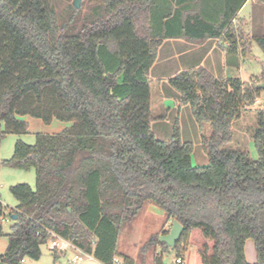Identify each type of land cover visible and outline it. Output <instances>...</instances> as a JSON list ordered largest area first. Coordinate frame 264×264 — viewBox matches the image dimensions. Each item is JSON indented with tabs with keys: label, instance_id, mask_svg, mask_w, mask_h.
<instances>
[{
	"label": "trees",
	"instance_id": "1",
	"mask_svg": "<svg viewBox=\"0 0 264 264\" xmlns=\"http://www.w3.org/2000/svg\"><path fill=\"white\" fill-rule=\"evenodd\" d=\"M247 1L226 0L216 25L186 14L179 36L193 44L222 39L227 53H236L241 27L233 21ZM152 2L102 0L79 24L60 19L53 0H0V144L28 132L25 117L72 124L38 134L35 145L18 141L13 157L0 163L36 171L35 189L10 188L18 204L8 234L0 200V238L9 241L0 262L39 261L57 236L102 264H116L122 230L152 202L184 227L177 257L191 246L195 264H250L245 246L253 240L255 264H264V109L256 112L253 133L258 160L229 147L233 123L264 90L204 68L177 74L169 82L181 105L212 128L202 139L208 165L192 166L194 145L182 140L178 122L170 140L157 139L148 74L171 35L155 33ZM255 41L264 51V36ZM168 233L152 235L141 253L170 251L161 241ZM154 264L166 263L159 256Z\"/></svg>",
	"mask_w": 264,
	"mask_h": 264
},
{
	"label": "rangeland",
	"instance_id": "2",
	"mask_svg": "<svg viewBox=\"0 0 264 264\" xmlns=\"http://www.w3.org/2000/svg\"><path fill=\"white\" fill-rule=\"evenodd\" d=\"M74 2L75 0H53L54 8L60 19H76L79 20V24H81L85 19L94 16L96 11H98V9L102 7V0H82L81 9H75L73 6ZM202 5L203 4L199 3L197 4V6H199V9H191L189 11H169L168 9L158 11L154 10V15L152 16L151 23H156L155 30L159 27V32H161V29L165 30L166 27H164V25L162 26L163 18L159 16L165 17L173 14V19H176V17H182V15L186 14V12L187 14L197 16L198 12L203 14V11L200 9V6ZM251 6L252 4H250L248 10L251 8ZM246 12L247 10L243 11L241 17H245ZM240 27L241 29L238 28V30L236 31L237 40H235V42L238 47L237 52L227 54L228 73L226 75V78H238L244 84H248L250 86H263L264 51L255 41V38L264 36V27H260L259 22L252 23L250 20L247 26L244 25ZM229 46V43H227L226 48ZM166 48L168 49V45ZM166 48L162 52L159 66H157V68H155L154 72L152 73V78L156 76H164L161 86L159 84H154V81H152V84H154L152 89L153 102L151 108L152 116L154 118L152 122V131L154 132L157 139L161 141H168L173 137L175 124L178 122L181 129V137L183 141H190L194 145L192 166L197 167L199 164H201L200 162L202 160L204 162L208 161V157L203 150L202 139L200 138L199 132V127L201 128V131H203L204 124L200 125L196 122L189 105H181L180 95L170 85V79L176 76L175 74L181 70V61L175 60L170 68L165 69L163 61L167 58L165 52ZM190 58V55H184L180 58L181 60L185 61L184 66L186 68L187 66H193L198 60L196 57H194L190 61L188 60ZM160 81L161 80H159V82ZM259 90L262 91L264 90V88H260ZM161 93H163L165 96L161 97ZM161 99L163 101H161ZM258 100H261V102L259 103ZM263 103L264 91H262L254 106L259 104V107L264 108ZM249 109L251 108H247L246 110H244L241 117L234 122V126L232 128L233 141L229 145V147L247 151L252 160H258V153L253 140V133L255 131L254 128H257V115H255V113ZM23 120L29 123V131L26 134L22 135H7L0 144V160H9L13 157L15 145L18 141H21L27 145H35L38 134L53 135L61 132V126H65L67 128L72 125L71 123H63L57 120H54L51 125H45L41 120L31 117H25L23 118ZM249 134H252V137ZM18 184H28L33 189H35L36 171H22L0 167V198L7 207L6 218L3 222V227L6 234L10 232V228L13 224L9 213L18 204L17 200L12 195L10 188ZM158 211L160 212L161 210L159 209ZM142 222L145 225L144 227L147 229V231H149L158 228L161 221L160 217L156 215L151 219H141L139 221V226H142ZM2 238L6 239V237ZM49 248L50 243L42 248L43 252L46 254V257H48L51 253ZM177 258V253L175 251H171L170 254L163 257V260L166 264H175Z\"/></svg>",
	"mask_w": 264,
	"mask_h": 264
},
{
	"label": "crops",
	"instance_id": "3",
	"mask_svg": "<svg viewBox=\"0 0 264 264\" xmlns=\"http://www.w3.org/2000/svg\"><path fill=\"white\" fill-rule=\"evenodd\" d=\"M203 4L200 6V9L203 11V14H198L207 22L211 24H219L222 20V17L225 12L226 8V0H153L152 2V11H151V21L152 16L154 15V10H165L168 9L169 11H189L191 9H199V6L197 4ZM250 4H252L251 8L248 10ZM247 10L246 16L241 17V14L243 11ZM187 14V12H186ZM186 14H183L182 17H176V19H173V14L168 16H159L163 18L162 20V26L166 27L165 30L161 29V32H159L160 28L155 30V33H167L170 34V38H166L163 41L162 46L160 47L158 51V58L154 66L151 68L148 78L151 81H154V84H159L161 86L163 82L164 76H156L152 78V73L154 72L155 68L159 66L160 64V58L162 57V52L165 50V48L168 45V49L166 48V55L167 58L163 61V64L165 65V69L170 68L172 63L175 60L181 61V70L178 71L175 75L180 74L184 71L192 70V69H199L204 68L208 72H210L213 76L219 79H227V70H228V58H227V50L226 45L224 44L222 39H210L203 44H193L185 40L182 36H179V33H183L184 23H185V17ZM203 15V16H202ZM213 19V20H210ZM249 20L254 22H259L260 27H264V0H248L246 4L242 7V9L238 12L236 19L233 21V24L236 27L248 25ZM152 26L156 27V23L152 24ZM224 45V46H223ZM184 55H190L191 58L188 60H192L194 57H196L198 60L193 66H187V68L184 66L185 61L181 60L180 58ZM188 62V61H187ZM186 62V63H187ZM183 67V68H182ZM167 75V74H166ZM174 76V75H173ZM172 76V77H173ZM159 80H161L159 82ZM152 84V89L153 85ZM165 95L161 93V97H164ZM153 91L151 96V108H152V102H153ZM161 101H163L161 99ZM260 103L261 100H258ZM163 103V102H162ZM159 105V104H157ZM264 106V103H263ZM264 109L262 107H259V104L252 107V112L255 113L257 110ZM152 111V109H151ZM53 123V122H52ZM29 124V123H28ZM234 126V123L232 125V128ZM66 127L61 126L60 131H63ZM256 130V128H254ZM29 131V129H28ZM200 132V138H209L212 134V128L209 124H204V129L201 131V128L199 127ZM252 137V134H249ZM183 140V139H182ZM190 142V141H186ZM193 155V154H192ZM2 160H0V163ZM192 162H193V156H192ZM197 167H204L208 164L207 162H204L203 160L200 162ZM205 163V164H204ZM2 201V199L0 198ZM3 202V201H2ZM4 204V203H3ZM5 205V204H4ZM17 207V206H16ZM15 207V208H16ZM13 208V209H15ZM159 208L157 205H155L152 202H147L143 208V210L140 212V214L130 223L127 225L121 232L119 241H118V257L115 263L116 264H123V256L129 257L134 261V264H154V261L157 257L162 256V259L165 255L170 254L171 251H174L171 249L170 251L163 253V250L158 247L156 249H152L148 251L145 254L141 253V248L143 245L149 240V238L152 235L156 234H162L165 231H171L173 222L168 220L167 215L165 212L160 209L161 213L158 211ZM12 209V210H13ZM158 215L160 217V225L158 228H155L154 230H149L144 227L145 225L142 222V226H139V221L141 219L147 220L154 218V216ZM163 235H161L162 237ZM51 245V241H49ZM8 238H0V255H3L6 253L8 248ZM50 255L46 257V254L42 253V258L39 261H33L30 259H25L24 264H66L75 254V252L71 249H67L65 252H53L51 248ZM43 251V250H42ZM245 254L246 259L248 263L255 264L257 262V252L255 248V243L253 240H248L246 242L245 246ZM183 258V264H195L196 262V249L194 247H187L186 251L182 255ZM188 258V260H187ZM164 261V260H163ZM177 263V260H176ZM81 264H102L98 260H96L93 256V258L90 260H86Z\"/></svg>",
	"mask_w": 264,
	"mask_h": 264
},
{
	"label": "built area",
	"instance_id": "4",
	"mask_svg": "<svg viewBox=\"0 0 264 264\" xmlns=\"http://www.w3.org/2000/svg\"><path fill=\"white\" fill-rule=\"evenodd\" d=\"M50 248L53 252H65L67 249L73 250L75 254L66 264H81L84 261L89 259L91 260L93 258V255L82 251L71 242L63 240L57 236L51 240ZM177 264H183L182 257L177 258Z\"/></svg>",
	"mask_w": 264,
	"mask_h": 264
},
{
	"label": "water",
	"instance_id": "5",
	"mask_svg": "<svg viewBox=\"0 0 264 264\" xmlns=\"http://www.w3.org/2000/svg\"><path fill=\"white\" fill-rule=\"evenodd\" d=\"M81 3L82 0H75L73 6L75 9H81ZM258 89L264 88L263 86H258ZM184 234V227L177 221L173 222L171 231L167 234L161 237V241L164 242L168 248L174 249L177 243L181 240L182 236ZM0 264H5L3 262H0Z\"/></svg>",
	"mask_w": 264,
	"mask_h": 264
}]
</instances>
